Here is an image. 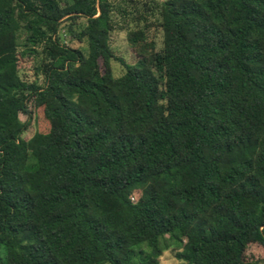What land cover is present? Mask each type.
Returning <instances> with one entry per match:
<instances>
[{
    "label": "trees",
    "instance_id": "16d2710c",
    "mask_svg": "<svg viewBox=\"0 0 264 264\" xmlns=\"http://www.w3.org/2000/svg\"><path fill=\"white\" fill-rule=\"evenodd\" d=\"M131 23L134 65L109 43ZM35 108L47 130L24 139ZM252 244L264 0H0V264H248Z\"/></svg>",
    "mask_w": 264,
    "mask_h": 264
},
{
    "label": "rangeland",
    "instance_id": "374dc122",
    "mask_svg": "<svg viewBox=\"0 0 264 264\" xmlns=\"http://www.w3.org/2000/svg\"><path fill=\"white\" fill-rule=\"evenodd\" d=\"M116 18L119 22H121L122 19H120L118 16ZM134 28V24L131 23L129 24L128 28L114 29L111 31L109 37V43L113 54L132 65L138 62L141 53L140 48L145 47V42L141 37L138 39L137 44H133L134 42H132L131 38H133L132 36L134 32L129 29ZM62 37L64 38L65 43L71 46L81 47L83 49L85 48L84 43L71 40L67 35L64 34H62ZM148 37L153 39L157 49L160 48L162 36L159 29H157L155 26L150 27L148 30ZM30 56V50L28 49L22 48L19 51L18 65L22 69V76L27 78H30L32 73L30 67ZM110 64L114 76H119L123 73L124 67L119 63V61L111 59ZM20 119L24 120L25 116L20 115ZM47 127L48 123L44 118L41 109L35 108L32 112L30 124L22 136L24 139H28L34 131L44 132L47 130ZM138 195L139 193L135 191L132 194V198L136 199ZM244 258L248 264H264V248L257 244L249 245L244 252ZM158 261V264H184V261L175 256V251L172 249L165 250L159 257Z\"/></svg>",
    "mask_w": 264,
    "mask_h": 264
}]
</instances>
